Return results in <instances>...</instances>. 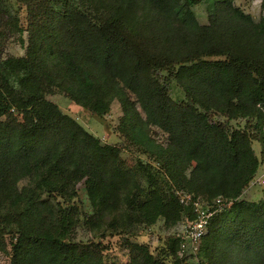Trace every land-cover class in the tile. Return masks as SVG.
I'll return each instance as SVG.
<instances>
[{
    "label": "trees",
    "instance_id": "obj_1",
    "mask_svg": "<svg viewBox=\"0 0 264 264\" xmlns=\"http://www.w3.org/2000/svg\"><path fill=\"white\" fill-rule=\"evenodd\" d=\"M201 2L206 24L192 11ZM13 42L23 55L0 50V251L9 246V264H104L107 235L121 236L125 264H185L174 236L158 254L131 238L159 220L194 221L193 203L218 197L227 205L188 264H264V193L241 198L264 162L263 15L234 0H0V48ZM57 93L99 118L117 101V130L141 149L155 143L144 153L158 168L128 167L118 147L47 99ZM80 183L92 207L84 217ZM78 228L96 240H76Z\"/></svg>",
    "mask_w": 264,
    "mask_h": 264
},
{
    "label": "rangeland",
    "instance_id": "obj_2",
    "mask_svg": "<svg viewBox=\"0 0 264 264\" xmlns=\"http://www.w3.org/2000/svg\"><path fill=\"white\" fill-rule=\"evenodd\" d=\"M261 0H234V5L242 9L245 13L250 14L255 20L260 16H264V10L260 8ZM197 20L201 24L207 23L206 4L201 2L192 7ZM3 56H21L24 53V48L20 47L15 42L8 44L4 49L0 48ZM172 96L175 100L183 99V94L179 91L175 84L172 88ZM48 100L56 104L63 112L72 116L76 121L83 126L90 134L100 139L101 143L109 144L118 147L121 150V158L128 167H136L137 162L149 163L154 168L158 165L152 162L144 150L154 151L155 143L150 144L147 148H139L128 144L121 133L117 130L120 118L122 116L120 105L117 101L111 104L110 111L103 118H99L94 114L83 110L75 105L71 100H68L62 94H55L47 97ZM238 123L243 126V122L235 121L231 124L237 126ZM150 138L158 144L165 143V135L156 128L150 132ZM253 149L260 159L262 146L258 141L253 142ZM77 197L74 199L75 205L79 209L81 215L89 216L92 213V207L86 195L83 183L77 185ZM264 193V162L260 163L259 169L250 183L249 187L244 191L242 199L248 201H257L262 198ZM178 196L184 195L182 192H177ZM185 222V223H184ZM186 221H180L172 227H165L162 220H159L155 225L147 228H139L135 232V236L131 238L140 244H146L154 254H158L164 248L165 241L170 237H175L179 226L186 224ZM76 240L87 241L95 239L91 232L84 228H78L75 232ZM105 248L104 264H125L128 260L127 249L123 245L121 236L107 235L100 240ZM9 246L5 252L0 251V264H9Z\"/></svg>",
    "mask_w": 264,
    "mask_h": 264
},
{
    "label": "built area",
    "instance_id": "obj_3",
    "mask_svg": "<svg viewBox=\"0 0 264 264\" xmlns=\"http://www.w3.org/2000/svg\"><path fill=\"white\" fill-rule=\"evenodd\" d=\"M182 199L190 201L189 196H185ZM225 205H227V202L221 197L212 200L209 205L205 206L199 203H193L192 208L196 213L195 220L179 226L175 235V237L181 241L178 257L184 260L185 264L189 262H199L197 256L199 243L207 231L208 222L211 217L222 210Z\"/></svg>",
    "mask_w": 264,
    "mask_h": 264
}]
</instances>
